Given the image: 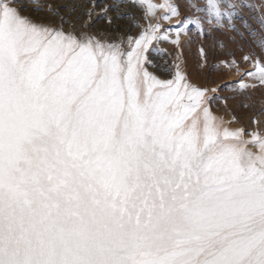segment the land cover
Returning <instances> with one entry per match:
<instances>
[{"label": "snow or ice", "instance_id": "1", "mask_svg": "<svg viewBox=\"0 0 264 264\" xmlns=\"http://www.w3.org/2000/svg\"><path fill=\"white\" fill-rule=\"evenodd\" d=\"M258 92L264 0H0V264H264Z\"/></svg>", "mask_w": 264, "mask_h": 264}, {"label": "bare ground", "instance_id": "2", "mask_svg": "<svg viewBox=\"0 0 264 264\" xmlns=\"http://www.w3.org/2000/svg\"><path fill=\"white\" fill-rule=\"evenodd\" d=\"M97 5H104L107 0H95ZM153 2H159V0H153ZM99 26V23L97 24V27ZM129 28L131 30V25H129ZM219 36V35H218ZM222 37L223 39L225 38L224 36H219ZM218 37V39H219ZM221 39V38H220ZM226 39V38H225ZM223 41V40H222ZM213 41L209 40L207 42V46H209ZM225 42V41H224ZM184 60L186 62V68L185 71L189 74L190 78L193 80V82H196L198 84L204 85L205 80L208 81V86H212L211 82L213 80L220 81L223 80L225 83L230 82L231 80L235 79V77H232L230 74L226 72V70H212L211 68L205 67L203 70H200L198 65H199V54L197 48L194 47V44L189 46L184 50L183 53ZM212 57H209V65H212L213 67L216 65L215 62L214 64H210V59ZM223 57L221 56L220 59ZM215 60V59H214ZM223 95V93H221ZM264 96V93H257L256 94V105L254 108H252L250 111L246 109H242V115L237 114V107L236 105L232 104L231 102H228L230 105V108L228 109L227 112L222 111L220 115H217L218 117H222L226 122L231 120L233 116L236 117L237 120H239V124H231V127H238L240 125H243L246 129L252 130L253 128L257 127V125L252 124V120H258L259 127L264 128V112H261V105H260V99L261 97ZM228 105V106H229ZM224 109V107H223ZM240 112V111H239ZM240 114V113H239Z\"/></svg>", "mask_w": 264, "mask_h": 264}, {"label": "rangeland", "instance_id": "3", "mask_svg": "<svg viewBox=\"0 0 264 264\" xmlns=\"http://www.w3.org/2000/svg\"><path fill=\"white\" fill-rule=\"evenodd\" d=\"M247 2H249V3H253V4H256L257 6H259L260 5V0H247ZM242 15H243V17H244V19H246V20H248V22L251 24L252 23V20L250 19V16L251 15H253L252 13H250V12H248V11H244L243 13H242ZM100 26V25H99ZM98 26V27H99ZM238 27H240V25L238 24L237 25ZM253 27H255V24H253ZM241 31H244V29L243 28H241ZM218 37L219 36H217L216 37V40L217 41H222L223 40V42L225 41V43H227V41H226V39L224 38H222V37H219V39H218ZM221 38V39H220ZM237 40H239V37H237ZM242 43V42H241ZM213 46V42L208 46L209 48H211ZM194 47L195 48H197L196 47V45L194 44ZM235 46L234 45H229V48L231 49V48H234ZM219 51H220V49H219V46L217 45V52L219 53ZM210 56H211V54H210ZM239 56V54H237V57ZM212 57V56H211ZM220 55H217L216 57H212L211 59H210V64H214L215 62H217L219 59H220ZM215 59V60H214ZM215 61V62H214ZM223 95H225V93H223ZM228 102H231V100H229ZM233 102V103H232ZM232 104H234V105H236V102L235 101H233L232 100ZM228 105H229V103H228ZM223 107H224V109H223ZM230 108V105L228 106V109ZM228 109H226V107L224 106V105H221V104H216L214 107H213V112H214V114H217V115H220L221 114V112L222 111H224V112H227L228 111ZM242 108H237V114L240 116V115H242L243 113H242ZM247 111H248V109H246ZM251 109H249V111H250ZM240 111V112H239ZM251 112V111H250ZM240 113V114H239Z\"/></svg>", "mask_w": 264, "mask_h": 264}]
</instances>
